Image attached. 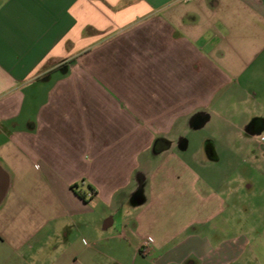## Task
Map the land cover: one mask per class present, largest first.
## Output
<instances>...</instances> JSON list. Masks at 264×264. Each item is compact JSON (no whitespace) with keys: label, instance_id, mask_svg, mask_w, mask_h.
<instances>
[{"label":"crops","instance_id":"crops-1","mask_svg":"<svg viewBox=\"0 0 264 264\" xmlns=\"http://www.w3.org/2000/svg\"><path fill=\"white\" fill-rule=\"evenodd\" d=\"M258 197L264 0H0V264H264Z\"/></svg>","mask_w":264,"mask_h":264},{"label":"rangeland","instance_id":"rangeland-1","mask_svg":"<svg viewBox=\"0 0 264 264\" xmlns=\"http://www.w3.org/2000/svg\"><path fill=\"white\" fill-rule=\"evenodd\" d=\"M247 167V169H249L250 167L249 166H245V168ZM138 196V195H137ZM241 199H243V201L245 202L246 200H247V198H245V197H240V200ZM249 200V199H248ZM263 200H264V197H258V198H255V203L257 204V205H260V204H262L263 203ZM134 199H132V201H131V204L132 205H136V204H134ZM248 201H246V203H247ZM256 215L257 214H249V216H248V218L249 219H254L255 217H256Z\"/></svg>","mask_w":264,"mask_h":264},{"label":"built area","instance_id":"built-area-1","mask_svg":"<svg viewBox=\"0 0 264 264\" xmlns=\"http://www.w3.org/2000/svg\"><path fill=\"white\" fill-rule=\"evenodd\" d=\"M147 245V243L145 244V246Z\"/></svg>","mask_w":264,"mask_h":264}]
</instances>
